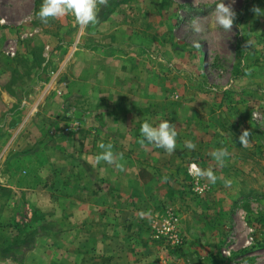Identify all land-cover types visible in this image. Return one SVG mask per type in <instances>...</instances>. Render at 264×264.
Segmentation results:
<instances>
[{"label":"crops","instance_id":"0c3cea01","mask_svg":"<svg viewBox=\"0 0 264 264\" xmlns=\"http://www.w3.org/2000/svg\"><path fill=\"white\" fill-rule=\"evenodd\" d=\"M58 20V32L26 40L28 53L0 52V264H162L158 247L141 244L146 218L177 199L194 133L177 136L172 153L142 143L145 121L184 125L168 111L161 62L133 48L128 26ZM40 43L50 48L46 82ZM102 143L115 164L95 163ZM210 143L205 172L221 166Z\"/></svg>","mask_w":264,"mask_h":264},{"label":"rangeland","instance_id":"374dc122","mask_svg":"<svg viewBox=\"0 0 264 264\" xmlns=\"http://www.w3.org/2000/svg\"><path fill=\"white\" fill-rule=\"evenodd\" d=\"M42 2L32 7V0H0L2 55L10 57V48L26 54L28 38L59 31L58 18L47 23L36 18ZM223 2L236 12L230 31L214 23L219 0H108L98 22L90 24L128 26L137 40L133 48L139 45L149 64L154 58L162 64L168 111L175 109L183 119L180 141L194 133L195 157L185 165L177 199L146 218L148 234L141 244L158 247L154 260L162 264H264V16L253 12L264 10V0ZM191 20L202 31L191 30ZM72 22L79 25L75 18ZM13 26L18 28L7 29ZM42 45L35 51L43 59L41 80L46 82L50 48ZM73 113L69 121L80 128ZM244 130L249 142L240 144ZM210 141L215 150L237 155L233 169H207L214 183L201 175L209 164L202 151L209 150Z\"/></svg>","mask_w":264,"mask_h":264},{"label":"clouds","instance_id":"9594fccd","mask_svg":"<svg viewBox=\"0 0 264 264\" xmlns=\"http://www.w3.org/2000/svg\"><path fill=\"white\" fill-rule=\"evenodd\" d=\"M234 2V0H233ZM108 0H43L39 10L35 13L36 18L42 23H47L48 19L59 18L66 14H71L76 23L81 27H87L90 24H96L98 22L97 13L101 6H107ZM253 12L256 16H264V10L260 8H254ZM214 23L225 31H230L234 20L236 18V12L232 8L231 3H224L223 0H219L214 8ZM191 30L195 32L202 31V26L191 20L189 22ZM198 46V45H197ZM142 136V143L153 145L156 148L163 149L168 153H172L176 149V137L177 132L175 126L168 120H161L158 124L145 121L140 128ZM250 133L247 130L242 131L238 140L240 144H247ZM99 147L103 149V152L95 157V163L99 164L104 161L108 164H115L116 157L113 153V146L111 144H100ZM186 147L194 149L195 144L190 141L186 143ZM213 159L223 166L224 160L228 153L226 150H216L211 153ZM118 166V165H117ZM201 175H206L211 182H215L216 177L211 173L202 172ZM229 181H225V185L228 186Z\"/></svg>","mask_w":264,"mask_h":264},{"label":"built area","instance_id":"2783aa9c","mask_svg":"<svg viewBox=\"0 0 264 264\" xmlns=\"http://www.w3.org/2000/svg\"><path fill=\"white\" fill-rule=\"evenodd\" d=\"M10 53H11V54H13V53H14V51H13V49H12V48H10ZM66 130H68V129H66Z\"/></svg>","mask_w":264,"mask_h":264},{"label":"trees","instance_id":"16d2710c","mask_svg":"<svg viewBox=\"0 0 264 264\" xmlns=\"http://www.w3.org/2000/svg\"><path fill=\"white\" fill-rule=\"evenodd\" d=\"M263 37H264V33H263Z\"/></svg>","mask_w":264,"mask_h":264}]
</instances>
